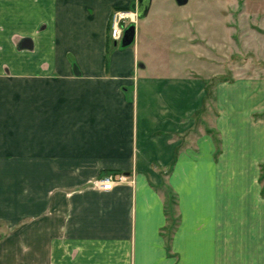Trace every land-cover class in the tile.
<instances>
[{"label":"crops","instance_id":"1","mask_svg":"<svg viewBox=\"0 0 264 264\" xmlns=\"http://www.w3.org/2000/svg\"><path fill=\"white\" fill-rule=\"evenodd\" d=\"M137 7L0 0V264H264V0Z\"/></svg>","mask_w":264,"mask_h":264},{"label":"built area","instance_id":"2","mask_svg":"<svg viewBox=\"0 0 264 264\" xmlns=\"http://www.w3.org/2000/svg\"><path fill=\"white\" fill-rule=\"evenodd\" d=\"M137 19L136 10L114 9L110 15L109 37L120 42L123 30ZM124 180L123 175L107 173L99 178L98 186L101 190L109 191L115 183H120Z\"/></svg>","mask_w":264,"mask_h":264},{"label":"rangeland","instance_id":"3","mask_svg":"<svg viewBox=\"0 0 264 264\" xmlns=\"http://www.w3.org/2000/svg\"><path fill=\"white\" fill-rule=\"evenodd\" d=\"M214 3V2H213ZM215 3H216V1H215ZM138 19V18H137ZM215 29H217V28H215ZM221 31V30H220ZM202 49H204V48H202ZM203 57H205V56H203ZM204 60H206V58H203ZM242 60H234V59H232L231 58V60L229 61V64L231 65L232 63H237V62H239V64H240V66H241V64H242V62H241ZM212 62V61H211ZM221 63L222 61L220 60V59H215V60H213V62L211 63L212 65H211V71L210 72H217V71H219V72H224V74H223V76H218V77H224V75L226 76V77H229L230 76V73L228 74V72H226V71H228L227 70V66H226V64L225 63H228V61H224V64H225V66L224 67H222V66H220V64H217V63ZM258 61H256V60H254V61H250V64H253V63H257ZM262 62V61H261ZM207 65L209 66V64L207 63ZM261 65L263 66L264 65V61L261 63ZM207 66V67H208ZM215 81V79H213V80H211V81H208L207 82V84H206V86H207V94H206V96H205V98H204V100L206 101L207 100V102H206V104H204L203 106H202V108H200L199 109V111H198V113L196 114V117L198 118V119H201V117H203L205 114H206V112H208V114H212L211 112H212V104H211V99H212V94H211V90H210V87H211V84L213 83ZM206 111V112H205ZM200 122V121H199ZM200 124V123H199ZM204 126V129L205 128H207L205 125H203ZM207 130H208V128H207ZM4 229V228H3ZM3 229L2 228H0V234H2V231H3Z\"/></svg>","mask_w":264,"mask_h":264},{"label":"water","instance_id":"4","mask_svg":"<svg viewBox=\"0 0 264 264\" xmlns=\"http://www.w3.org/2000/svg\"><path fill=\"white\" fill-rule=\"evenodd\" d=\"M179 5L186 3L187 0H175ZM150 0H138V7L135 9L137 13V18H143L146 15L147 8ZM135 25L134 23L129 24L122 33L121 40L119 44L123 47L131 44L134 39ZM19 46L21 48H31L32 42L30 38H23Z\"/></svg>","mask_w":264,"mask_h":264},{"label":"trees","instance_id":"5","mask_svg":"<svg viewBox=\"0 0 264 264\" xmlns=\"http://www.w3.org/2000/svg\"><path fill=\"white\" fill-rule=\"evenodd\" d=\"M208 132H211V130L208 129ZM260 180H264V171H262ZM169 194H165V213L167 214V220L169 222L168 230L170 231L174 226V222L171 220V217L173 215V206L175 205V198L172 193ZM262 194L264 195V182L262 187Z\"/></svg>","mask_w":264,"mask_h":264}]
</instances>
